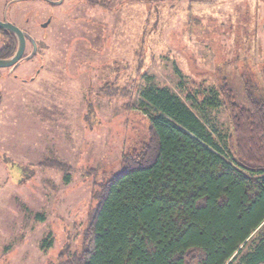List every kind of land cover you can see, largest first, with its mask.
<instances>
[{
  "label": "rangeland",
  "instance_id": "obj_1",
  "mask_svg": "<svg viewBox=\"0 0 264 264\" xmlns=\"http://www.w3.org/2000/svg\"><path fill=\"white\" fill-rule=\"evenodd\" d=\"M100 1L70 20L36 95L18 96L0 117L7 130L0 132L20 138L23 162L36 172L21 188L22 206L0 209L20 227V253L9 264H61L80 251L97 206L93 192L120 171L124 152L146 141L147 119L159 115L144 89L178 97L231 161L217 86L225 78L244 104L242 79L261 84L264 0ZM108 87L116 94L106 95ZM44 159L70 166L69 181Z\"/></svg>",
  "mask_w": 264,
  "mask_h": 264
},
{
  "label": "trees",
  "instance_id": "obj_2",
  "mask_svg": "<svg viewBox=\"0 0 264 264\" xmlns=\"http://www.w3.org/2000/svg\"><path fill=\"white\" fill-rule=\"evenodd\" d=\"M262 73L260 86L242 79L244 104L225 78L217 86L231 161L178 97L144 89L143 101L159 115L147 119L146 141L124 152L120 171L93 192L97 206L81 249L61 264H264ZM47 161L69 181L70 166Z\"/></svg>",
  "mask_w": 264,
  "mask_h": 264
},
{
  "label": "flooded vegetation",
  "instance_id": "obj_3",
  "mask_svg": "<svg viewBox=\"0 0 264 264\" xmlns=\"http://www.w3.org/2000/svg\"><path fill=\"white\" fill-rule=\"evenodd\" d=\"M100 2L0 0V117L16 106L10 103L18 96L36 95L37 83L48 68L53 69L47 55H51L55 45L62 43L70 20L83 7L91 9ZM1 124L0 129H3ZM6 132H0V209H16L23 204L21 188L34 180L36 172L30 163L23 162L27 155L22 153L20 138ZM16 237L19 245L12 243ZM20 241V227L15 219L0 211V264H9L11 255L20 253Z\"/></svg>",
  "mask_w": 264,
  "mask_h": 264
}]
</instances>
